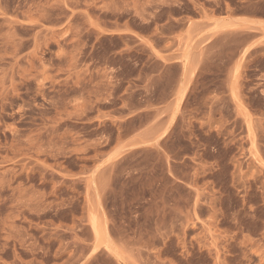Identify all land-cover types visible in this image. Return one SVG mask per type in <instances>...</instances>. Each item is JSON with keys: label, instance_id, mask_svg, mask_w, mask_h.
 Listing matches in <instances>:
<instances>
[{"label": "rangeland", "instance_id": "obj_1", "mask_svg": "<svg viewBox=\"0 0 264 264\" xmlns=\"http://www.w3.org/2000/svg\"><path fill=\"white\" fill-rule=\"evenodd\" d=\"M0 264H264V0H0Z\"/></svg>", "mask_w": 264, "mask_h": 264}, {"label": "crops", "instance_id": "obj_2", "mask_svg": "<svg viewBox=\"0 0 264 264\" xmlns=\"http://www.w3.org/2000/svg\"><path fill=\"white\" fill-rule=\"evenodd\" d=\"M170 65L175 66L179 69V81L183 87H187V85L189 84V82L191 81V78H192L190 66L184 67L182 61H180L179 59L171 62ZM164 74H165L164 70H161L157 74V77H161ZM179 90H180V86L175 87V90L173 92V97H171V99L169 100V104L174 103V100H175L174 95H176V93H178Z\"/></svg>", "mask_w": 264, "mask_h": 264}]
</instances>
